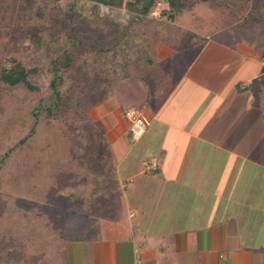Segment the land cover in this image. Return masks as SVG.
<instances>
[{
    "label": "crops",
    "instance_id": "0c3cea01",
    "mask_svg": "<svg viewBox=\"0 0 264 264\" xmlns=\"http://www.w3.org/2000/svg\"><path fill=\"white\" fill-rule=\"evenodd\" d=\"M244 6L235 13L229 6L214 7L221 10L217 23L224 25L199 35L198 48L197 36L188 35L175 18L171 32L144 42L140 72L131 76L144 89L143 116L148 123L143 134L171 137L173 143L170 147L156 144L144 156V162L156 161L155 168L134 170L128 165L120 171L130 149L126 145L129 121L113 91L96 104L94 118L104 125L117 161L118 187L113 192L117 217L101 218L92 237L68 241L66 264H264V246L253 250L251 240L240 239L228 195L225 207H216L220 213L207 209L206 187L211 188L213 181H202L209 157L234 152L245 136L256 137L252 132L259 130L258 138H264V17L258 8ZM236 13L233 21L231 15ZM187 51L190 58L182 62ZM194 90L200 92L191 103ZM121 121L127 125L125 130ZM260 143L251 153H264ZM139 175H144V187L153 189L149 196L144 188V196L139 195L132 206L123 193L124 180L131 182ZM133 185L128 186L135 196L132 188L139 183Z\"/></svg>",
    "mask_w": 264,
    "mask_h": 264
},
{
    "label": "trees",
    "instance_id": "16d2710c",
    "mask_svg": "<svg viewBox=\"0 0 264 264\" xmlns=\"http://www.w3.org/2000/svg\"><path fill=\"white\" fill-rule=\"evenodd\" d=\"M73 1L63 11L59 0H0V40L2 33L8 39L4 53L0 47V264H66L68 241L92 237L101 218L117 217V161L102 123L88 122L82 99L95 105L109 98L121 77L140 72L144 42L175 28L148 18L156 1L166 4L161 13L170 20L185 6L183 0ZM98 3L126 5L130 14L126 21H109ZM27 39L51 59L50 105L31 107L1 87L36 89L29 76L37 68L17 58ZM201 43L197 37V48ZM86 52L94 54L96 66L80 78L73 72ZM69 100L85 124L63 117ZM83 132L86 144L77 153L73 143Z\"/></svg>",
    "mask_w": 264,
    "mask_h": 264
},
{
    "label": "rangeland",
    "instance_id": "374dc122",
    "mask_svg": "<svg viewBox=\"0 0 264 264\" xmlns=\"http://www.w3.org/2000/svg\"><path fill=\"white\" fill-rule=\"evenodd\" d=\"M73 2V0H59L60 7L63 9V11H68V7ZM183 2L185 6L182 9L180 15L175 17V19L173 18L174 22L187 28L188 35H193L194 33L197 37H199V35L204 36V34L209 32H214L224 25L219 20V22L217 23L216 20L218 19L221 10L214 9V7L220 8L222 6H229L235 13L238 10L242 11L245 8L244 5L247 6L249 4L251 5V10H257L258 8L260 14L263 15L262 17H264V0H251V3L246 2V0H183ZM253 2H255V6ZM81 4L82 3H78L79 6ZM165 6V3L161 4L160 12L165 8ZM121 10H124L125 13L120 16L123 18V21H126L127 17L125 15L130 14L129 10L127 9L126 5L122 6ZM115 11L116 10L112 12L111 16H106L109 21H119V18L116 17L117 15ZM237 15V13L231 15L233 17V21H236L235 19ZM254 17L255 16L253 13V18ZM148 18L152 17L148 16ZM157 20L166 22L173 21L168 18L166 13H161L160 19ZM211 22L214 25H217L216 29H214V25L212 26L210 24ZM139 40L140 39H137L136 42L133 43V45L131 44L130 50L135 49L139 45ZM7 41V36L2 33L0 47L1 52L3 53L5 52ZM22 45L26 47V49L24 53L17 58L22 61L25 67L37 68V71L29 76V82L32 85L36 86V89L29 90L24 84H18L16 86L4 85L1 87L5 91L14 94L16 97L25 100L31 107H35L38 105H50L54 101V95L49 85V80L52 75L51 59L47 55L41 53L38 46L32 40L27 39L23 41ZM190 54L191 53L189 51L185 52L182 62L187 61V59L190 58ZM94 60V54L93 56L87 52L81 54V56L77 60V68L73 72V74L79 75L80 78H87L89 76V72H91L92 68H94V65L96 66V64H94L93 62ZM219 63L220 60L218 59V64ZM121 70L122 69H119V71ZM63 88L64 85L61 89ZM142 88V83L131 79V77H121L116 83H114L112 91L114 92L115 98H117L120 102L122 114H125V112L130 108H134L144 115V89ZM199 92V90H194V92H192L194 93L193 96L191 95L189 97V102L192 103V99L195 100L199 95ZM180 97H183L182 93H180ZM82 102L83 106H85V108L87 109L89 117L88 122L92 120H99L94 118L98 114L97 109L94 108L96 104L91 105L84 99H82ZM60 112L63 117H65L69 122H75L79 125H83L86 123L79 117V107L73 100H69L66 106ZM99 121L101 122V120ZM50 123L54 124L55 120L50 118ZM120 125L124 128V130L126 129L127 125L124 121H121ZM252 133L253 135H256V137L250 138L248 136H245L242 139L243 144L239 145L234 152H223L221 154H214L213 157H209V160H207L205 163L206 168L202 181L206 183L208 178L209 180L213 181V186L211 188L208 186L206 187L208 197L210 196V201L208 200L207 202V209L213 211L214 213H220L221 209L219 210L216 207H219V205L221 204L220 207L224 208L227 202L225 196L228 195L229 199L232 200V202H230L229 204L230 213L236 214L239 221V227L241 230L240 239L242 240V242L251 240L250 247L253 250L259 251V249L264 246V244H262L261 242V238L264 232V153L261 152L259 154H255L251 152L253 151L254 145H256L258 141H261V151H264V138H258L259 135L262 134V132L260 134L259 130ZM155 136V134H152L150 132L145 136L143 134L140 138L133 139L128 129V133L126 135V145L130 147V149L126 154V158L121 162L120 171H123V169H125L128 165L133 167L134 170L145 168L143 163L144 156H148L149 152L151 150H154L157 145L160 146V144H162L163 146L170 147L173 144L172 140L170 139L171 137L158 138ZM85 144L86 133L83 132L77 134L73 143L74 150L77 153L81 152ZM9 145H12V143L10 142ZM152 174L153 173L150 172L148 173V176L152 177ZM124 182L126 183L127 187L124 188L123 193L125 197H130V203L132 206L134 204V201H137L135 199L139 195L144 196V188L148 189L149 194L151 193V189H153V187H144V175L137 176L135 179H132L131 182L128 179L124 180ZM137 182L139 183V185L138 187L135 186V188H132L133 190L135 189V196H132L130 191L131 189L128 185H130V183H133L135 185L137 184ZM173 189L174 191H177V189H179V186H175L173 187ZM68 191L69 189L65 190V192ZM119 194L120 193H117L116 191V197L118 201L120 196ZM149 196H151V194ZM216 201H220V203H216ZM142 202L143 203L141 204V207H144V201ZM119 205L121 207V203H119ZM215 209L217 211H215ZM29 211L32 212L33 209L29 208ZM245 244L246 246L248 245V243Z\"/></svg>",
    "mask_w": 264,
    "mask_h": 264
},
{
    "label": "built area",
    "instance_id": "2783aa9c",
    "mask_svg": "<svg viewBox=\"0 0 264 264\" xmlns=\"http://www.w3.org/2000/svg\"><path fill=\"white\" fill-rule=\"evenodd\" d=\"M99 6V11H100V15L101 16H111L112 12L114 10H116V17L119 18L118 22H122L123 18L120 15H123L125 12L124 10H121V7H110L107 5H104L102 3H98ZM160 8H161V1H156L155 4L153 5V7L151 8L148 16L152 17V18H156V19H160L161 16V12H160ZM114 9V10H113ZM120 9V10H119ZM119 14V16H118ZM261 63L264 67V56L261 59ZM125 116L129 121V133L131 135V137L133 139H137L139 138L144 130L146 129L147 126V120L146 118L143 116V114H141L140 112H138L136 109L134 108H130L129 110H127L125 112ZM156 161L155 160H151V161H145L144 162V167L146 168H155L156 167Z\"/></svg>",
    "mask_w": 264,
    "mask_h": 264
}]
</instances>
